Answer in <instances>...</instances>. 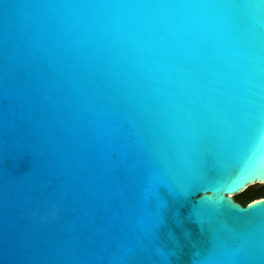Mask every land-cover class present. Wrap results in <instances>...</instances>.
Wrapping results in <instances>:
<instances>
[{"label":"water","instance_id":"obj_1","mask_svg":"<svg viewBox=\"0 0 264 264\" xmlns=\"http://www.w3.org/2000/svg\"><path fill=\"white\" fill-rule=\"evenodd\" d=\"M255 183L264 0H0V264H264Z\"/></svg>","mask_w":264,"mask_h":264},{"label":"trees","instance_id":"obj_2","mask_svg":"<svg viewBox=\"0 0 264 264\" xmlns=\"http://www.w3.org/2000/svg\"><path fill=\"white\" fill-rule=\"evenodd\" d=\"M264 197V184L255 183L241 192L240 199L247 202L254 198Z\"/></svg>","mask_w":264,"mask_h":264},{"label":"flooded vegetation","instance_id":"obj_3","mask_svg":"<svg viewBox=\"0 0 264 264\" xmlns=\"http://www.w3.org/2000/svg\"><path fill=\"white\" fill-rule=\"evenodd\" d=\"M241 192H242V191H241ZM241 192H238V193H235V194H232V195H233V197H234V199H235L236 201H239V202H241V203L244 204V205L247 204L248 202H250V201L256 199V198H254V199H251V200H249V201H247V202H244V201H242V200L240 199Z\"/></svg>","mask_w":264,"mask_h":264},{"label":"clouds","instance_id":"obj_4","mask_svg":"<svg viewBox=\"0 0 264 264\" xmlns=\"http://www.w3.org/2000/svg\"><path fill=\"white\" fill-rule=\"evenodd\" d=\"M56 209L51 210V215H55Z\"/></svg>","mask_w":264,"mask_h":264},{"label":"rangeland","instance_id":"obj_5","mask_svg":"<svg viewBox=\"0 0 264 264\" xmlns=\"http://www.w3.org/2000/svg\"><path fill=\"white\" fill-rule=\"evenodd\" d=\"M260 184H264V183H260Z\"/></svg>","mask_w":264,"mask_h":264}]
</instances>
